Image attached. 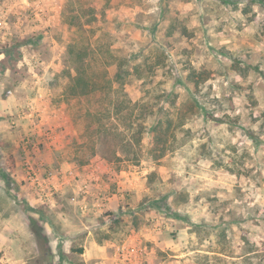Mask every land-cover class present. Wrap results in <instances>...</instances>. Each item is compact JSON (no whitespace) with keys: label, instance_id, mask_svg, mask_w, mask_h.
Returning a JSON list of instances; mask_svg holds the SVG:
<instances>
[{"label":"rangeland","instance_id":"obj_1","mask_svg":"<svg viewBox=\"0 0 264 264\" xmlns=\"http://www.w3.org/2000/svg\"><path fill=\"white\" fill-rule=\"evenodd\" d=\"M149 40L126 90L171 112L169 148H99L107 96L67 82ZM88 262L264 264V0H0V264Z\"/></svg>","mask_w":264,"mask_h":264},{"label":"trees","instance_id":"obj_2","mask_svg":"<svg viewBox=\"0 0 264 264\" xmlns=\"http://www.w3.org/2000/svg\"><path fill=\"white\" fill-rule=\"evenodd\" d=\"M146 29L142 26L131 27V31L133 30V32H141ZM152 30V34H154L157 31V25L152 26ZM140 46L137 50L123 56L113 55V51L107 49V52L111 53V59L106 58V61L97 63L98 65L94 66L91 71V77L87 74L91 61L86 62L77 71V76L70 77L65 89L67 92L74 91L72 95L77 96V98H88L93 92L102 93L107 96V98L104 97L106 104L101 105L104 111L101 113V116H104V118L98 119L99 126L96 137L99 148H106L109 138L117 139L119 144H122L124 136L131 133L132 138L137 140L136 142L138 143L143 139V135L145 134L152 137L154 144H164L163 153L157 155L160 158L165 155L164 151L169 148L170 134L176 128V125L170 114L171 112L166 110L165 107L158 108L155 103L142 104L139 107V111L136 112L138 103L133 102V97L130 96L126 88L132 84L131 81L134 79L139 80L144 76L152 77L155 74L156 67L159 65L153 62L152 57V54L159 51L157 42L149 40L148 45ZM143 54H145V57L141 60L139 56ZM111 68L115 69L113 75L110 72ZM145 71H148V73H145ZM78 88L80 89L78 90ZM112 117H116L125 126L126 134L119 135L113 132L103 122V120L111 119ZM121 136L122 138H120ZM121 139L122 141H120ZM133 139H130L125 146L132 147ZM9 161L11 163L10 169L14 170V158L10 157Z\"/></svg>","mask_w":264,"mask_h":264},{"label":"crops","instance_id":"obj_3","mask_svg":"<svg viewBox=\"0 0 264 264\" xmlns=\"http://www.w3.org/2000/svg\"><path fill=\"white\" fill-rule=\"evenodd\" d=\"M91 233H89V235H90ZM86 249H87V251L88 250H91V252H93L92 254L93 255H90L89 256V259H92V256L94 257V258H97V259H100L101 257H103L105 254H106V248H102V246H100V245H98L97 243L96 244H94V243H90V245H89V247H88V245H86ZM84 255H87V253L86 254H84ZM83 255V256H84ZM94 262H96V260L95 261H93V263ZM89 264H90V262H88Z\"/></svg>","mask_w":264,"mask_h":264}]
</instances>
